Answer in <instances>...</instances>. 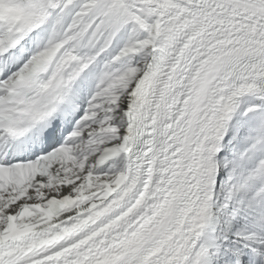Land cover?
<instances>
[{"label": "snow or ice", "instance_id": "6c2138e0", "mask_svg": "<svg viewBox=\"0 0 264 264\" xmlns=\"http://www.w3.org/2000/svg\"><path fill=\"white\" fill-rule=\"evenodd\" d=\"M0 264H264V0H0Z\"/></svg>", "mask_w": 264, "mask_h": 264}]
</instances>
